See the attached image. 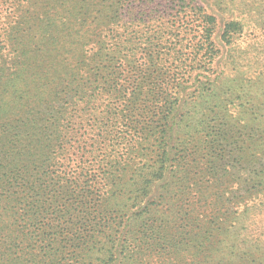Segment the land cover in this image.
I'll return each instance as SVG.
<instances>
[{"label": "trees", "instance_id": "16d2710c", "mask_svg": "<svg viewBox=\"0 0 264 264\" xmlns=\"http://www.w3.org/2000/svg\"><path fill=\"white\" fill-rule=\"evenodd\" d=\"M250 28L224 73L197 0H0V264H264Z\"/></svg>", "mask_w": 264, "mask_h": 264}, {"label": "rangeland", "instance_id": "374dc122", "mask_svg": "<svg viewBox=\"0 0 264 264\" xmlns=\"http://www.w3.org/2000/svg\"><path fill=\"white\" fill-rule=\"evenodd\" d=\"M207 13L213 15L216 19V29L214 33V43L219 51V65L224 73H229V67L226 65V47L220 36L225 23L230 21L241 22L251 27H259L258 29L250 28L249 33L244 34V39L240 42L242 51L234 53L235 57H241L242 60L237 64L242 66L240 71L247 76V80L255 78V73L264 71V36L262 34L263 25L257 22V17H253L250 21L249 15L253 10H264V0H197ZM259 1V2H256ZM243 13L245 16H243ZM247 31V30H246ZM253 63L254 67H248ZM242 64V65H241ZM226 66V67H225ZM264 81V76L261 77ZM251 83V82H250Z\"/></svg>", "mask_w": 264, "mask_h": 264}]
</instances>
